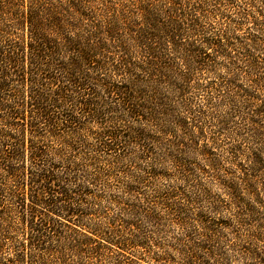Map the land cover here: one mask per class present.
I'll return each mask as SVG.
<instances>
[{"label":"trees","instance_id":"obj_1","mask_svg":"<svg viewBox=\"0 0 264 264\" xmlns=\"http://www.w3.org/2000/svg\"><path fill=\"white\" fill-rule=\"evenodd\" d=\"M215 1L209 10L208 0H0V255L15 231L12 264L56 257L83 264L111 246L123 264H211L208 243L176 258L160 247L150 251L155 244L144 238L136 242L138 219L156 220L150 208L128 209L127 220L98 219L80 179L106 155L129 189L152 190L160 210L193 213L201 225L202 208L191 211L196 199L220 216L218 197L192 183L182 166L178 182L165 183L176 173L172 165L194 154L238 208L239 229L240 213L258 215L264 82L253 72L264 61L235 62L233 38L215 33L213 24L226 2L242 4L235 13L253 25L264 10H252V0ZM205 124L216 125L212 140ZM206 139L237 175L208 156ZM139 161L144 167L133 169ZM219 218L208 219V230L223 235L229 224ZM259 223L255 231L245 234L246 223L231 233L242 240L239 251L230 244L240 264H264Z\"/></svg>","mask_w":264,"mask_h":264},{"label":"rangeland","instance_id":"obj_2","mask_svg":"<svg viewBox=\"0 0 264 264\" xmlns=\"http://www.w3.org/2000/svg\"><path fill=\"white\" fill-rule=\"evenodd\" d=\"M208 2L210 4L209 10H211L214 8L213 6L216 5V1L208 0ZM251 3L253 6L252 10H264V0H252ZM240 7L244 6L239 3L235 4L233 1H231L228 5L227 2L224 3V5L220 8L221 12L219 11L220 13H218L216 15V19H214L213 31L217 34L221 33L227 38H233L236 46L234 45L232 51V59L234 58L235 62L246 58H248V63L249 61H264V17L260 18L256 25L250 24L241 19L240 16L235 13L236 10L240 9ZM223 8H227L228 10L224 11ZM251 43L252 46H250ZM255 47L257 50H255ZM260 65L261 69H256L254 72L252 69V72L254 74L253 76H257L259 79L261 78L262 82H264V65ZM240 66L243 69H247V66L244 64H241ZM207 125L205 124V126ZM215 127V124L211 127L210 125L206 127V132L210 140L213 138L211 136H213L212 132ZM206 142L208 143L206 145V150H210L213 154H208V156L216 158L218 166L221 170H226L229 175H237L235 169L227 161L226 156H219V149L215 147L213 142L207 141L206 139L201 143L203 144ZM193 155L194 154H192L190 159L184 157L182 162L181 159H179L178 162L180 165L173 164L171 169H175V167H177V169H175L176 173L174 174L172 180L165 181V183L170 185L177 183L178 179L176 178L179 176L178 171L181 172V168L183 167L186 169V173H189L188 179L192 183H196L197 181L200 182L203 184V188L207 190L209 197H213L215 199L218 197L217 201L220 205H222V214L220 216L213 215L212 212L207 209L208 204L205 201H201V198L196 199L197 202L193 205L195 208L191 209V211L197 210L196 208H202L201 210L203 213L200 218L202 219L201 225L197 224L198 222L195 221L197 218L193 215V213H185L184 210L179 212V209H173L171 214L168 215L165 211L160 210L158 206L161 205V201L158 199V193H154L152 190H147V192H145L146 190L144 191L143 188L142 191H133V189H129L124 180L120 181L116 179L117 176H120L119 168H112L108 165V155L104 156V158H100L99 163L92 167L88 166V168L85 169L88 177L80 179V184H82L81 190L84 192V201L91 204L93 206L92 212L98 216V219L106 223L107 220L110 222L115 219L127 220L128 209H136L138 204L140 207L144 206L145 208H150L149 211L152 215H154V217L156 216V220L154 222H148L139 218L137 222L138 237H136V242H138L140 238H144V240H148L149 245L155 244L150 251H158V247H160L162 250H166V252L168 251V255L172 254V256H176L177 258L178 253L182 252L181 250L187 251L188 248H196L197 244L208 243L207 245H209V249L214 252L211 264H240L239 257L237 258V249L235 247H231V245L235 243L238 244L239 247L237 248L239 251V248L242 245V240H240V237L232 240L231 233L237 229L239 232L242 231L246 223H249L250 226L246 228L245 234L250 231H255L257 222H260L259 224L264 223V204H262L260 208L259 206H256L255 214L258 215L252 216L251 218H247V214L245 213H240L239 216L242 217L241 219H244L242 222L244 226L239 229L238 223H236V215L239 212L238 208L232 203V201H230L229 196L225 194V191L217 185L214 180L215 177H213L216 175L212 173L213 170L211 168H207L206 162L202 160L203 158L201 159ZM217 155L219 157H217ZM138 165H142L141 167H144L143 165L145 164L143 161H139L135 166H132L133 169ZM239 165L242 167V165L245 164L240 161ZM123 169L124 167H120V170ZM130 169L133 171L131 167ZM145 171L147 170L145 169ZM221 172L224 173V171ZM90 176H94L95 180L90 179ZM262 181H264V178L260 177L258 180L259 184ZM163 190H165V186ZM188 190L189 188L187 187L185 189L182 188L180 193H187ZM135 196L138 197L135 199ZM177 198L178 197H176V199ZM245 198L247 200V197ZM259 198L262 203H264V194H261ZM131 214H133L132 210ZM211 217H220V220L223 219L228 222L229 225H227L228 227L224 230L223 235L219 232L208 230V225L213 222L208 221ZM258 228L256 230H258ZM206 240H208V242ZM18 241H20V236L15 231H10L9 234L5 236L3 246L4 249L0 255V264H12L10 260H12L15 254L19 251ZM111 248L102 250L104 252L102 257L98 260H88L83 264H123L125 259L118 256ZM144 248L148 249L147 247ZM144 248H140L139 250H144ZM48 264H72V262L69 260L67 262H62V259L56 257L52 258Z\"/></svg>","mask_w":264,"mask_h":264}]
</instances>
